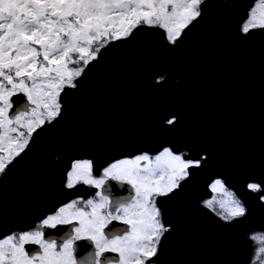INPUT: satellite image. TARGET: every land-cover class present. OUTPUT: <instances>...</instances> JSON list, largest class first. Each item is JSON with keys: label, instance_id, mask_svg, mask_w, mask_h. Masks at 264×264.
Returning a JSON list of instances; mask_svg holds the SVG:
<instances>
[{"label": "snow or ice", "instance_id": "6c2138e0", "mask_svg": "<svg viewBox=\"0 0 264 264\" xmlns=\"http://www.w3.org/2000/svg\"><path fill=\"white\" fill-rule=\"evenodd\" d=\"M0 264H264V0H0Z\"/></svg>", "mask_w": 264, "mask_h": 264}, {"label": "water", "instance_id": "95a60500", "mask_svg": "<svg viewBox=\"0 0 264 264\" xmlns=\"http://www.w3.org/2000/svg\"><path fill=\"white\" fill-rule=\"evenodd\" d=\"M238 24H239V18L238 17H233V18H230V19L224 21V27L229 32H234L236 30V28L238 27Z\"/></svg>", "mask_w": 264, "mask_h": 264}, {"label": "flooded vegetation", "instance_id": "af4514ba", "mask_svg": "<svg viewBox=\"0 0 264 264\" xmlns=\"http://www.w3.org/2000/svg\"><path fill=\"white\" fill-rule=\"evenodd\" d=\"M109 190L113 194V196H120L127 194L126 188H120L118 185H115L114 182L109 186Z\"/></svg>", "mask_w": 264, "mask_h": 264}]
</instances>
